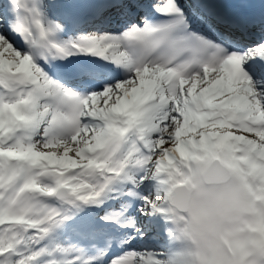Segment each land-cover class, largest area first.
<instances>
[{"label":"snow or ice","instance_id":"obj_1","mask_svg":"<svg viewBox=\"0 0 264 264\" xmlns=\"http://www.w3.org/2000/svg\"><path fill=\"white\" fill-rule=\"evenodd\" d=\"M0 264H264V0H0Z\"/></svg>","mask_w":264,"mask_h":264}]
</instances>
